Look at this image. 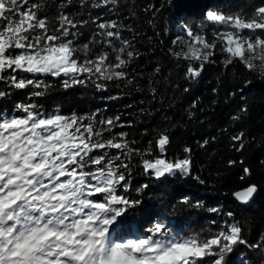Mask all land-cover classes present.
<instances>
[{"label":"snow or ice","instance_id":"1","mask_svg":"<svg viewBox=\"0 0 264 264\" xmlns=\"http://www.w3.org/2000/svg\"><path fill=\"white\" fill-rule=\"evenodd\" d=\"M28 3L0 0V83L7 89L32 88L36 89L32 96L40 97L47 88L39 79L43 76L65 78V88L90 81L100 90L106 88L101 81L128 80L125 69L139 54L128 50V41H122L120 48L112 46L113 39L120 40L122 25L115 20H93L99 29L96 35L116 53L115 61L109 60L106 51L89 58L88 45L80 50L85 56L81 61L72 38L88 21L61 12L58 26L52 27L46 16L39 15L43 4L32 3L22 10ZM119 4L120 0H93L92 7L111 6V11ZM206 20L217 26L211 41L203 27L197 31L187 26L173 41L186 49L174 53L188 61L186 77H198L220 44L227 54L226 65L238 58L264 78V6L255 7L250 16L208 11ZM9 94L0 90V100ZM240 110L246 112L247 108ZM15 112L18 114L0 112V264H232L229 257L238 246L264 254V244L249 243L242 236L239 222L218 225V231L203 238H177L164 223L157 222L141 238L114 239L120 218L141 205L139 199L119 194L120 188L127 190L126 176L120 170L129 168L121 156H139L144 172L160 180L190 175L191 149L185 147L184 156L168 160L169 137L159 133L155 140L159 155L152 157L151 144L142 151L131 147L135 142L127 140V133L111 134L119 116L97 121L95 114H46L35 103L18 104ZM106 132L110 135L105 136ZM232 140L238 151L244 148L243 133ZM207 143L205 140L201 147ZM236 163L228 161L230 167ZM243 172L242 180L250 175L247 167ZM195 179L204 183L198 176ZM146 188L147 184L140 191ZM257 191V186L250 184L231 195L248 204ZM180 203L203 207L200 202L192 205L188 198ZM209 211L219 213L220 209ZM227 216L231 218L233 213ZM234 259L252 264L244 254Z\"/></svg>","mask_w":264,"mask_h":264},{"label":"trees","instance_id":"2","mask_svg":"<svg viewBox=\"0 0 264 264\" xmlns=\"http://www.w3.org/2000/svg\"><path fill=\"white\" fill-rule=\"evenodd\" d=\"M92 2L29 0L22 10L32 3H42L39 15L46 16L52 27L58 26L61 12L87 20L72 38L76 57L81 61L85 59L80 51L84 45L89 46V58L95 59L106 51L109 60L115 61L116 53L102 36L96 35L99 29L92 23L115 20L123 27L119 30L120 40L113 39L112 46L120 48L122 41H128V50L139 54L125 69L131 83L101 81L106 83V88L100 90L89 81L65 88V78L43 76L39 79L47 88L42 89L44 95L40 97L32 96L36 89H7L0 83V90L10 92L0 100V112L18 114L16 105L35 103L46 114H95L97 121L119 116L118 126L111 134L127 133V140L135 142L131 147L142 151L151 144L152 157L159 155L155 148L159 133L169 137L166 159L182 157L185 147L191 149V174L165 176L160 180L144 172L139 156H121L129 168L120 170L126 176L127 190L122 187L119 194L139 199L141 205L120 218L114 239L141 238L157 222L164 223L168 231L180 238L194 235L203 238L218 231V225L239 222L242 236L249 243L264 244L261 240L264 237V78L259 71L246 68L238 58L226 65L227 54L217 44L210 58L212 62L204 65L198 77L189 79L188 61L174 55L183 46L173 44L177 36L184 34L181 29L185 26L197 31L203 27L207 39H214L212 33L217 26L206 20L208 11L250 16L255 7L264 6V0H120L119 6L111 11V6L94 8ZM242 106L247 108L246 112H241ZM240 133L244 134V148L238 151L232 137ZM108 135L106 132L105 136ZM205 140L208 143L201 147ZM229 160L237 163L230 167ZM245 167L250 175L242 180ZM197 176L203 184L195 179ZM145 184L148 188L140 191ZM250 184L258 188L254 200L248 205L238 204L231 194ZM184 198L192 205L200 202L203 207L180 203ZM210 208L220 211L213 213ZM228 212L233 213L231 218ZM240 254L249 257L252 264H264L260 250L244 246H238L231 254L232 264H239L234 258Z\"/></svg>","mask_w":264,"mask_h":264},{"label":"water","instance_id":"3","mask_svg":"<svg viewBox=\"0 0 264 264\" xmlns=\"http://www.w3.org/2000/svg\"><path fill=\"white\" fill-rule=\"evenodd\" d=\"M257 194V193H256ZM256 194H255V196H256ZM255 196L253 197V199L248 203V204H251L252 203V201L254 200V198H255ZM235 199V198H234ZM236 201V200H235ZM238 204H240V205H248V204H241L240 202H238V201H236Z\"/></svg>","mask_w":264,"mask_h":264},{"label":"rangeland","instance_id":"4","mask_svg":"<svg viewBox=\"0 0 264 264\" xmlns=\"http://www.w3.org/2000/svg\"><path fill=\"white\" fill-rule=\"evenodd\" d=\"M177 238H180V237H177Z\"/></svg>","mask_w":264,"mask_h":264}]
</instances>
